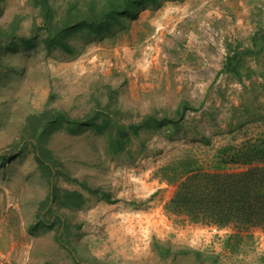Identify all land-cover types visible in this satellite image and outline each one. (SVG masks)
Returning <instances> with one entry per match:
<instances>
[{
	"label": "rangeland",
	"instance_id": "1",
	"mask_svg": "<svg viewBox=\"0 0 264 264\" xmlns=\"http://www.w3.org/2000/svg\"><path fill=\"white\" fill-rule=\"evenodd\" d=\"M36 1L0 0V264H264V228L220 230L171 214L177 184L161 171L187 155L211 169L221 146L264 131V40L243 57V80L224 69L229 53L251 48L264 29V0H206L205 10L200 0L145 3L111 30L70 32L69 47L48 43ZM89 1L50 0L52 26L73 3L86 9ZM182 101L191 107L179 133L143 128L119 153L96 127L102 111L119 110L129 123L150 112L175 115ZM57 111L96 119L74 131L56 115L51 127ZM34 142L69 175L51 178ZM52 180L87 198L80 208L55 206L67 220L65 242L58 223L39 226ZM158 240L171 246L167 257ZM183 246L205 257L177 254Z\"/></svg>",
	"mask_w": 264,
	"mask_h": 264
},
{
	"label": "trees",
	"instance_id": "2",
	"mask_svg": "<svg viewBox=\"0 0 264 264\" xmlns=\"http://www.w3.org/2000/svg\"><path fill=\"white\" fill-rule=\"evenodd\" d=\"M157 2L159 0H90L86 9L73 3L65 17L60 18L52 26L54 15L50 0L36 1L44 13L45 25L49 31L48 43L50 45L61 43L66 47H69V44L65 38L74 30L90 29L95 33H101L104 29L111 30L112 24H122L127 17H137V9L143 4ZM259 39L264 40V29L254 34L251 48H241L238 45L233 53L230 52L224 69L235 72L239 79L243 80V57L257 52ZM2 43L0 40V45L4 46ZM11 43L12 41H9L6 45ZM250 76L249 73L248 77ZM190 107L188 102L182 101L175 115L167 112L165 114L150 112L141 116L137 122L129 123L122 122L117 117L119 110L114 114L102 111L105 118L101 123L97 122L96 127L105 133L109 149L119 153L127 149L128 143L132 140V133L139 135L143 128L159 130L167 128L173 133H179L183 128L186 111ZM56 115L65 119L74 131L96 119V116H90L86 120L71 118L66 113L57 111L48 121L51 127L60 124V118ZM45 127L43 125L40 130L41 136L44 135ZM203 136L208 141L207 136ZM34 144L37 148V159L51 178L58 174L69 175L68 170L57 168L42 145L39 146L38 142ZM231 166H241L243 169L230 171ZM161 171L162 178L177 184L175 193L167 204V210L171 214L185 215L192 222L220 228L233 225L239 232L253 227L264 228V131L240 145L221 146L214 154L211 169L198 157L187 155L164 166ZM52 183L49 197L41 206L43 212L39 214V226H53L58 223V232L61 236L59 239L65 242L62 233L68 229L67 220L63 214L55 210L57 207L68 210L80 208L87 202V198L80 190L62 189L54 184L53 180ZM83 185L86 186L85 183ZM157 245L163 257H167L173 251L170 245L160 240L157 241ZM181 249L183 250H179L177 254H194L196 260L205 257L202 251L192 247L183 246Z\"/></svg>",
	"mask_w": 264,
	"mask_h": 264
},
{
	"label": "crops",
	"instance_id": "3",
	"mask_svg": "<svg viewBox=\"0 0 264 264\" xmlns=\"http://www.w3.org/2000/svg\"><path fill=\"white\" fill-rule=\"evenodd\" d=\"M208 1V0H207ZM216 1L219 2V3H223L224 5H227L229 1L227 0H211V5L212 3L216 5ZM230 3V2H229ZM200 8L205 10V9H208L210 6L207 5L206 3V0H200V4H199ZM211 8V7H210ZM220 8H221V11L224 13V15L226 14V11L225 10H222V5L219 6V8H216L217 11H220ZM227 17H230L231 18V15L229 13H227L226 15ZM239 21H243V19H240ZM217 229H220V230H224L225 228L227 227H223V228H220L218 226H216ZM262 239H264V234H263V237ZM186 241V240H184Z\"/></svg>",
	"mask_w": 264,
	"mask_h": 264
}]
</instances>
